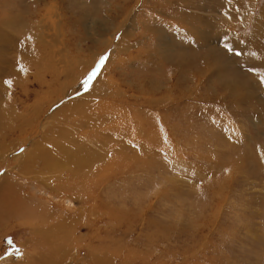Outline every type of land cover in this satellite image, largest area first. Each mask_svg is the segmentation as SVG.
I'll list each match as a JSON object with an SVG mask.
<instances>
[{
  "label": "rangeland",
  "instance_id": "obj_1",
  "mask_svg": "<svg viewBox=\"0 0 264 264\" xmlns=\"http://www.w3.org/2000/svg\"><path fill=\"white\" fill-rule=\"evenodd\" d=\"M214 1L0 0V31L12 39L21 38L20 46L25 36L28 46L43 50L36 56L39 64L33 60L28 66L23 54L1 51L0 64L19 67L17 76L0 74V93L8 105L29 117L37 114L35 124H40L52 109L47 101L54 93L53 99L63 100L81 94L95 109L107 101L111 119L102 126L124 136L132 149L143 138L148 143L146 151L155 149L143 155L140 173L113 176L100 188L108 205H118L112 199H121L116 211L125 210L119 206H129L128 201L140 203L142 217L131 224L122 219V230L129 226V232L106 236L113 219L100 216L89 229L83 222L107 207H89L82 212L76 234L84 238L78 243V259L88 257V247L115 241L112 250L119 248L122 256L131 254L133 261L264 264V84L258 82L264 59L232 57L223 47L227 35L233 48L237 38L239 46L251 50L245 38L254 22L255 48L259 47L257 43L264 38V0H251L252 11L244 8L233 19L225 15L228 4L220 9ZM193 15H199V20ZM192 32L218 36L198 42V34ZM206 50L211 53L207 58L201 55ZM102 54H108L106 66L86 91L82 81ZM254 66L257 74L249 71ZM62 68L58 77L52 76ZM68 71L71 78L65 84ZM48 82H52L50 88ZM118 121L144 127L146 137L119 127ZM103 132L100 127L96 133L79 135L95 143L96 139L104 141ZM7 133L3 130L2 136ZM40 138L39 132L7 134L6 143L19 145L0 155L1 181L7 177L15 183L17 178L8 176L10 170L21 174L18 181L29 180L30 174L19 170L15 158L25 155ZM91 146L101 151L99 145ZM116 146L113 143L108 150ZM23 187L57 205L50 208L53 213L61 208L58 204H63L65 215L81 212L77 199L67 205L55 193L32 191L31 182ZM155 235L164 238L159 246L152 245ZM31 239L22 216L7 220L0 226V264H13L31 253L32 246L26 244ZM17 248L19 255L14 251Z\"/></svg>",
  "mask_w": 264,
  "mask_h": 264
},
{
  "label": "bare ground",
  "instance_id": "obj_2",
  "mask_svg": "<svg viewBox=\"0 0 264 264\" xmlns=\"http://www.w3.org/2000/svg\"><path fill=\"white\" fill-rule=\"evenodd\" d=\"M214 3L220 9L228 4L229 6L224 10V12L225 15L227 17L230 16L231 19L235 18L238 11L245 8L249 12L252 11L254 6L251 0H231V3H229V0H215ZM28 8L30 9V7ZM6 12L7 11H5V14ZM193 17H196V21L199 20V15H193ZM233 23H235V21H233ZM5 24L7 25V23ZM233 26H231V28ZM2 31H0V54H2L1 51H4L6 54L11 50H15L18 54H15L16 56L19 57L20 54H23V57H27L25 66H28L33 62V60L39 64V59H37L36 56L39 55V52L43 53L42 49L28 46L29 44L27 43L25 36L22 38L25 43L20 46L18 43L19 40L12 39L11 35L10 37L8 36L9 33ZM192 34H198L200 39L198 42H207L209 39L214 38V35L218 36V34L206 35L201 34L200 32H192ZM11 43L14 44V48L11 46ZM245 43L251 45L252 49L246 50V47L244 48L239 46V39L236 38L234 49L242 51L243 54L239 55L241 58H249V60H255V58H259L260 60L264 59V38L259 42V44L257 43L259 47L256 46L257 48H255V22L252 28V33L245 38ZM224 44L225 39L223 47ZM253 53L255 54L253 55ZM201 55L207 58L206 56H210L211 53L206 50V52ZM233 56L236 55H232V57ZM3 59L4 58H2V60ZM202 60L203 62L207 61L205 59ZM2 63L7 64L4 61L0 64V74H2V76H17L19 74V67L17 64L8 63L6 66H3ZM64 70L65 68H62L61 72L56 70L54 71L55 73L52 72L51 74L52 76H55V74L57 76V74H61ZM68 74L69 71L66 74L65 81H63L65 84L68 83V80L71 78V72L70 75ZM52 82L51 85L50 82L47 83L49 88L52 86ZM42 83L45 84L46 82L43 80ZM61 90L64 94L65 91L63 92V87ZM47 91L50 94L55 92L51 90ZM53 95L47 101L49 107H52L48 117L43 119V123L35 124V121L38 119L37 114L32 112L31 117H29V114L16 111L17 108L15 110V107L12 108L8 105L4 101L2 97L3 95L0 93V155L12 149H16L19 145L17 141L13 144L6 143L4 139L7 134L13 135L16 132L20 135L26 133L32 135L36 132L41 133V138L34 142L32 148L29 149L25 155L15 158V162L18 164L19 170L21 172L26 170L27 174H30L29 180L25 178L26 180H23V182L18 181L17 179L21 178V174L12 170H10L8 176L16 177L17 179L15 183L14 181H9L7 177H4L2 181L0 180V226L5 225L7 220L10 218L22 216V222L29 226L32 235V239L28 240L26 244L31 245L33 251L31 253L23 254V257L14 261L13 264H161L157 261L151 262L150 259L133 261L131 254H129V256H122V252L119 251V248L112 250V248L118 243L115 241L110 242L108 245L99 244L96 248L88 247L89 255L83 260L76 257L75 254L77 252L78 243L84 240L83 237H78L76 234L80 231L79 225L82 221V212L86 211L89 207L97 204L104 208L107 207L108 210L103 213L96 212L91 219L84 221L83 225H85L86 228L89 229L93 227L94 221L100 216L108 217L116 222V224L115 222H112L113 225L110 227L111 231L107 230L108 232H106V236L111 233L120 234L123 232H129V226L126 227L125 231L122 230V219H127L129 224L132 220H138L142 217H139L138 212L140 203L134 200L131 202V200L128 201L130 202L129 206H119L124 207L125 210L116 211L115 208L117 204L108 205L102 198L105 197V192L101 197L102 191L100 188L103 187L104 184L106 185L107 181L109 182L113 176L124 174V177H133L135 174L140 173V171H142L140 165H142L143 163L141 162L144 161L143 155L147 152H153L155 149L149 148L146 151L148 143H146L145 138H143L145 136V128L140 125L135 127L133 122H117L119 127L128 129V131L133 130V134L143 136V139L135 146L134 149L127 144V140L124 136H116L112 132V128L110 130L107 129L106 126H102L104 121H109V119H111L108 108L105 106L107 101L102 103L99 109H95L90 105V101L86 97H79L81 94H72V98L70 96L71 99L66 98L65 100L62 98L53 99ZM18 121L19 124L17 123ZM100 127H102L104 131L101 136L104 141L96 139L95 143H92L91 140H85L83 136L79 135L80 132L96 133L100 130ZM85 128L88 129L89 132L84 131ZM3 130H6L8 133L2 136ZM113 143H116L117 146L113 150L109 151L108 147ZM92 144H95L96 146L99 145L101 147V151H95L91 146ZM135 171H137V173H134ZM29 182L33 184V187H31L32 191L40 189L41 192H48L52 195L55 193L59 199L63 200V202L67 205H70L73 199H77L80 203H82L81 212H76L72 216L65 215L66 210L63 208V204H58V206L62 205L61 208H56L57 210L53 209L55 212L53 213L50 208L57 205L42 199L41 196L36 195L34 191L33 193L29 189H25L23 185ZM128 182L131 183V181ZM17 184L20 186H17ZM108 196L112 199L110 195ZM112 200L119 202L118 205L121 201L119 198ZM38 219L39 221L37 222ZM146 219L147 224H150V218ZM34 222L37 223L34 224ZM158 225L160 224L158 223ZM163 228L160 229L157 227V230L165 231ZM168 230H170V232L174 235V228H170ZM164 235L167 236L168 234ZM150 239L151 237L148 240ZM166 239H169V235ZM161 240H164V238L156 236L154 240L155 244H152V242L151 244L159 246L162 244ZM123 250L125 251V249ZM117 258L118 260L121 259L119 263H116Z\"/></svg>",
  "mask_w": 264,
  "mask_h": 264
},
{
  "label": "snow or ice",
  "instance_id": "obj_3",
  "mask_svg": "<svg viewBox=\"0 0 264 264\" xmlns=\"http://www.w3.org/2000/svg\"><path fill=\"white\" fill-rule=\"evenodd\" d=\"M229 3H231V0H229ZM229 19L231 18L230 16L228 17ZM192 43H195V40L193 39L191 41ZM224 48L227 52H232L233 55L239 56L242 55V51L235 50L231 43L228 42L227 35H225V44ZM255 53H253L254 55ZM108 60V54H102L99 58L98 61L94 64V66L90 69V72L86 75L85 79L82 81V86L85 88L86 91L90 90L93 84V81L98 77L99 73L102 71V69L106 66V62ZM250 72L256 73L257 72V67H252L249 69ZM258 82L261 84H264V73H260L258 75ZM8 84H11L12 81L9 80L7 81ZM23 151V149H21ZM264 155V153H262ZM14 251L19 255L21 254L19 249H14Z\"/></svg>",
  "mask_w": 264,
  "mask_h": 264
}]
</instances>
